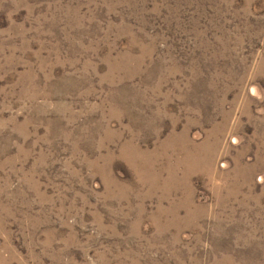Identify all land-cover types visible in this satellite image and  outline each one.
<instances>
[{
    "label": "rangeland",
    "instance_id": "rangeland-1",
    "mask_svg": "<svg viewBox=\"0 0 264 264\" xmlns=\"http://www.w3.org/2000/svg\"><path fill=\"white\" fill-rule=\"evenodd\" d=\"M0 264H264V0H0Z\"/></svg>",
    "mask_w": 264,
    "mask_h": 264
}]
</instances>
